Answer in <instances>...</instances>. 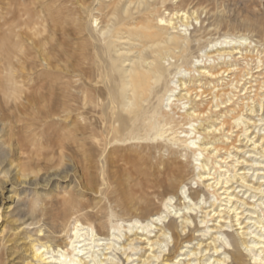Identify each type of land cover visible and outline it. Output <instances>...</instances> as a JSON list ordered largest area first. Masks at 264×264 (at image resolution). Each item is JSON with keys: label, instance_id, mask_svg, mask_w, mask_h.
Listing matches in <instances>:
<instances>
[{"label": "bare ground", "instance_id": "obj_1", "mask_svg": "<svg viewBox=\"0 0 264 264\" xmlns=\"http://www.w3.org/2000/svg\"><path fill=\"white\" fill-rule=\"evenodd\" d=\"M220 5L0 0V264H264V22ZM60 113L120 211L46 192Z\"/></svg>", "mask_w": 264, "mask_h": 264}, {"label": "rangeland", "instance_id": "obj_2", "mask_svg": "<svg viewBox=\"0 0 264 264\" xmlns=\"http://www.w3.org/2000/svg\"><path fill=\"white\" fill-rule=\"evenodd\" d=\"M248 3L245 4L243 2L236 3L231 1L220 0V4H221L220 10H223L224 14L230 18L242 19L244 17L251 16L264 22V0H250V2ZM205 15L206 14H203L202 17L203 18L209 17L208 15L207 17ZM208 21L206 20L205 25H207V23L210 22ZM99 22L100 21H98V23ZM262 77L263 76H261L260 78ZM26 84H28V81L26 82ZM253 84L258 85V83L256 82ZM7 108L8 105L2 101L1 110L3 111V113L7 112ZM60 116L62 117L60 118ZM64 116L65 113H60L59 116H56L53 119L49 118L47 120L48 123L49 122L51 123H49L48 124L49 126L46 127L47 133L45 134L43 139H45L44 141L47 142L46 143L47 145L49 143L50 147H53L55 145L54 147L55 149L53 150L52 156H54V158L57 157L56 160L59 161V163L57 164L58 166H56V169L57 171L60 172L62 177L53 179L52 182L49 184V187L47 188L46 192L49 194L50 191L53 190L54 194H57L59 192L78 193V195L76 196H79L78 199L81 202V204L84 205V208L87 207L86 209L91 212L94 211L99 212L101 211V209L105 207L108 208L110 206L113 207L116 211H120L121 206H119V204L121 203L120 199L122 197L117 198L116 192H115L116 194L115 196L112 191L108 190L109 187L108 188L106 187L108 186L107 182H105V180L102 179L104 177L100 173L101 171L99 169H96V167H94L91 164H90L91 166L86 165L85 158L83 159L84 155H82V153L78 151V148L76 147V143L72 141L71 138L68 137V132L73 128V124H72L73 114L70 115L69 118L67 117V120L66 118H64ZM62 123L71 124V125L69 126L66 124L63 125ZM235 134L236 132H234L233 135L235 136ZM232 140H234L235 142V137ZM78 152L79 154H81V156H83L82 158L78 154ZM49 156L51 157V153L49 154ZM84 163L85 165H83ZM125 166L127 167L128 164L127 165L120 164L117 170H118V174L121 173L120 176L122 177V180L124 179L123 181H126L123 183L124 185L126 184L125 190H127L132 188L134 181L133 178H130V176L129 177L125 176L127 172L130 169H132L131 165L129 164L128 166L130 168H126ZM84 167L86 168L85 171L83 169ZM91 167H93L94 169ZM122 169L124 171H121ZM88 171H90L89 174L87 173ZM132 173L131 176L133 177L135 173L133 175ZM97 174L99 178L97 177Z\"/></svg>", "mask_w": 264, "mask_h": 264}]
</instances>
